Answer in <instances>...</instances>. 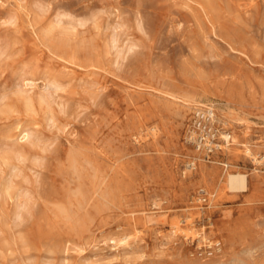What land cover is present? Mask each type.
<instances>
[{"label":"rangeland","instance_id":"obj_1","mask_svg":"<svg viewBox=\"0 0 264 264\" xmlns=\"http://www.w3.org/2000/svg\"><path fill=\"white\" fill-rule=\"evenodd\" d=\"M0 264H264V0H0Z\"/></svg>","mask_w":264,"mask_h":264},{"label":"built area","instance_id":"obj_2","mask_svg":"<svg viewBox=\"0 0 264 264\" xmlns=\"http://www.w3.org/2000/svg\"><path fill=\"white\" fill-rule=\"evenodd\" d=\"M221 133L215 107L212 105L200 106L190 123V142L205 157H210L216 150L221 149L222 144L227 141ZM202 201L207 202L211 197L204 188L199 189Z\"/></svg>","mask_w":264,"mask_h":264},{"label":"bare ground","instance_id":"obj_3","mask_svg":"<svg viewBox=\"0 0 264 264\" xmlns=\"http://www.w3.org/2000/svg\"><path fill=\"white\" fill-rule=\"evenodd\" d=\"M52 95V94H51ZM191 100H193L194 105L199 107V103L197 101V98H192ZM222 135V134H221ZM228 136V135H226ZM231 141V140H230ZM194 165V164H192ZM188 167H191V165H188ZM248 175L244 172L241 171H237V172H230L228 174V178L227 181L229 183V185L231 186V188L233 189H243L245 190L248 186ZM207 239V238H206ZM210 242V241H209Z\"/></svg>","mask_w":264,"mask_h":264}]
</instances>
